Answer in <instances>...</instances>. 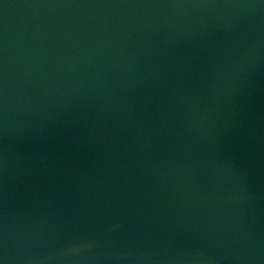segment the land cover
<instances>
[{
    "label": "water",
    "instance_id": "obj_1",
    "mask_svg": "<svg viewBox=\"0 0 264 264\" xmlns=\"http://www.w3.org/2000/svg\"><path fill=\"white\" fill-rule=\"evenodd\" d=\"M0 264H264V0H0Z\"/></svg>",
    "mask_w": 264,
    "mask_h": 264
}]
</instances>
